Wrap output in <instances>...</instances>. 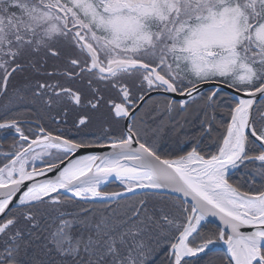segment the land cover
Masks as SVG:
<instances>
[{"label":"snow or ice","instance_id":"6c2138e0","mask_svg":"<svg viewBox=\"0 0 264 264\" xmlns=\"http://www.w3.org/2000/svg\"><path fill=\"white\" fill-rule=\"evenodd\" d=\"M0 264H264V0H0Z\"/></svg>","mask_w":264,"mask_h":264},{"label":"trees","instance_id":"16d2710c","mask_svg":"<svg viewBox=\"0 0 264 264\" xmlns=\"http://www.w3.org/2000/svg\"><path fill=\"white\" fill-rule=\"evenodd\" d=\"M118 188H117V186H116V184L115 183H113V184H111L110 186H109V188H108V190H117Z\"/></svg>","mask_w":264,"mask_h":264},{"label":"water","instance_id":"95a60500","mask_svg":"<svg viewBox=\"0 0 264 264\" xmlns=\"http://www.w3.org/2000/svg\"><path fill=\"white\" fill-rule=\"evenodd\" d=\"M209 219L212 221L213 224L216 223L215 218L210 217Z\"/></svg>","mask_w":264,"mask_h":264}]
</instances>
